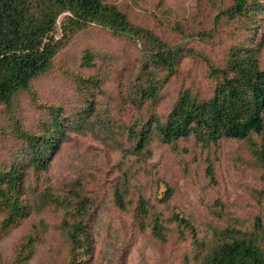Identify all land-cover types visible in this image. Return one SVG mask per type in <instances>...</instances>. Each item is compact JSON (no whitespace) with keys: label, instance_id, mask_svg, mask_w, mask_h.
I'll return each mask as SVG.
<instances>
[{"label":"rangeland","instance_id":"obj_1","mask_svg":"<svg viewBox=\"0 0 264 264\" xmlns=\"http://www.w3.org/2000/svg\"><path fill=\"white\" fill-rule=\"evenodd\" d=\"M103 1L117 5L132 24L197 56L181 57L157 97L141 101L138 86L146 77H139V43L91 26L74 35L27 90L0 103V171L24 167L20 199L29 212L3 229L6 213L0 209V264H70L72 254L86 264H204L208 250L232 230L264 250L258 153L264 133L205 145L191 136L164 144L152 132L137 153L127 131L139 121L164 122L185 92L200 102L211 98L219 78L210 66L227 69L231 55L253 58L264 70V0H249L245 15L218 19L234 0ZM166 75L160 70L156 78ZM53 110L65 131L49 167L38 170L28 164L19 132L48 134ZM124 181L126 209L120 210L113 191ZM72 192L91 200L88 253L72 250L64 230L71 223L67 208L52 203L72 202ZM140 197L148 203L147 216L137 209ZM172 214L189 219L195 235L168 222ZM156 215L164 239L152 233Z\"/></svg>","mask_w":264,"mask_h":264},{"label":"trees","instance_id":"obj_2","mask_svg":"<svg viewBox=\"0 0 264 264\" xmlns=\"http://www.w3.org/2000/svg\"><path fill=\"white\" fill-rule=\"evenodd\" d=\"M249 7V0H234L233 6L216 18L242 16ZM91 26L139 43L143 55L139 77H146L145 85L138 86L141 101L157 97L181 57L197 56L191 49L167 44L150 30L132 24L117 5L103 0H0V103H9L17 92L27 90L32 80L51 69L53 59L70 39ZM90 59L89 54L84 57L86 63ZM160 70L167 71L163 79L156 78ZM210 71L219 78L211 98L200 102L185 92L178 97L164 122L139 121L127 129L129 137L135 139V152L145 150L152 132L164 144L191 136L205 145L264 133V70L255 59L231 55L227 69L210 66ZM57 113L52 111L53 129L48 134L19 132L29 149L28 164L38 170L49 167V155L57 149L59 136L65 131ZM258 153L264 168V148ZM23 168L17 164L0 171V209L6 213L3 229L29 214L20 199ZM208 172L213 180L212 172ZM72 194V202L52 199V203L67 208L71 223L64 230L72 250L88 253L91 244L87 220L91 200L76 192ZM127 194L125 181L115 186L113 199L120 210L126 209ZM170 196L171 190L167 189L165 198ZM147 205L142 197L138 199L140 215L149 214ZM167 221L182 226L192 235L196 233L194 224L178 214H172ZM226 232L225 238L214 243L205 254L204 264H264V250L253 239L238 237L235 230ZM152 233L164 239L158 215L153 216ZM72 255L70 264H86L85 259Z\"/></svg>","mask_w":264,"mask_h":264}]
</instances>
